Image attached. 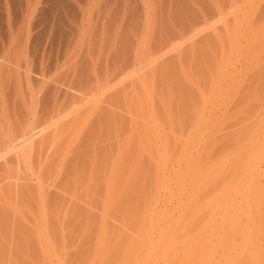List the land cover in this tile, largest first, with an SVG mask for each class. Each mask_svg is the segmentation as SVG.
<instances>
[{"label": "rangeland", "instance_id": "1", "mask_svg": "<svg viewBox=\"0 0 264 264\" xmlns=\"http://www.w3.org/2000/svg\"><path fill=\"white\" fill-rule=\"evenodd\" d=\"M55 1L0 0V44L8 47L7 51L2 52L4 55L11 52L8 56L12 57L15 66L25 58L36 63L40 61L47 69L50 68L53 76H57L60 70L65 71L68 67H63L65 70L61 67L63 61L66 64L72 58L77 64L70 62V59L73 65L70 64L71 68L66 71L76 64L74 71L80 67L76 72L89 78L93 86L98 72L111 74L116 67L123 66L127 58L161 55L164 48L176 40H183L185 34V40L203 37L205 33L200 30L201 26L215 21L212 8L215 13L218 6L217 0H182L181 3L178 0H139L137 7L131 5L129 0H114L113 5L104 10L103 6L97 4L98 0H57L58 5ZM255 1L261 9L264 0ZM252 4L253 14L256 11V16H259L260 9L258 11ZM244 7L238 12L246 11L247 4ZM41 10L44 12L42 16ZM243 15L240 13L238 22H243V18L247 17ZM247 19L239 24L242 29H254L251 36L260 34L255 37H263L261 31H255L257 26L256 22L252 25L253 17ZM248 22L252 26H243ZM192 25L200 27L193 29L190 27ZM29 34L33 35L30 37ZM29 49L32 52L36 49L33 53L37 58ZM15 68L13 66L14 72L10 75L0 73L1 105L7 99L5 95H15L13 103L20 98V81ZM230 85L228 88H233ZM259 97L247 109L234 108L226 101H219L208 109L211 117L204 125L206 179L205 183H199L203 190L197 186V182L193 183L196 184L194 187L191 182L185 183L180 179L182 151H166L160 158L164 157L165 167L171 173V180H162L170 188L168 192L164 191V185L159 181L160 186H153V189L158 187L155 191L162 194L152 191L151 187L147 191L154 192L152 196L158 195L157 198H147L151 193L146 195L147 192L143 191L141 193L148 199L144 201L145 196L137 191L144 197L136 193L140 196L135 194L137 197L133 200L135 196L131 192L135 193V189L132 186L129 192L131 197L128 198L130 204L127 198L120 201L128 204L129 212L135 206V211L139 209V212L128 213L125 218L121 211L116 214L118 218L114 214L112 216L115 218H112L110 214L111 217L106 218L107 222L111 219L106 224L108 228L110 226L108 232V228L103 231L101 225L102 230L98 227L103 216H106L105 211L101 215L102 211L108 207L123 211L125 204V214L126 203H121L122 209L120 202L116 204L119 207L114 206V209L112 203L108 202L105 203L107 208L102 207L103 210L98 206L95 212L99 210L101 213L98 215L102 218L98 217V222H94L97 225L95 228H98L96 232L95 229L91 230L93 227L88 228L85 215L78 211L79 204L84 205L82 202L48 203L43 207L36 199L37 183L28 180L33 172L47 181L53 190L55 186H61L71 192L84 191L85 187H81L78 180H64L68 161L73 155L69 154L70 151L49 153L38 170L39 156L32 155L35 170H31L26 165L17 164L15 154H3L5 157L0 159V264H264V97ZM3 109L4 105L0 113ZM179 125L178 121L172 123L176 130ZM115 137L113 135L112 142L116 140ZM81 140L82 136H78L72 146L76 148ZM10 141V138L0 139L5 144ZM94 143L105 144L99 137L92 141V147ZM92 147L86 154L87 163L97 165L96 150H92ZM106 154L111 156L112 153L108 151ZM21 158L24 162L25 157ZM42 158L45 157L40 156V160ZM187 183L204 192L202 195L199 193L201 197L197 193V199V194L191 191L192 188L190 190ZM136 187L141 189L140 186ZM20 190L27 191L29 197L24 198ZM188 193L191 198H196L191 199ZM103 219L102 226L106 222ZM114 223L117 231L113 228ZM42 257L45 260H41Z\"/></svg>", "mask_w": 264, "mask_h": 264}, {"label": "bare ground", "instance_id": "2", "mask_svg": "<svg viewBox=\"0 0 264 264\" xmlns=\"http://www.w3.org/2000/svg\"><path fill=\"white\" fill-rule=\"evenodd\" d=\"M55 2L56 5L59 4L57 0ZM179 2L181 3L182 0H178ZM255 2V0L253 2L252 0H230L229 2L228 0H217L218 6L215 13L214 7L212 8L216 19L211 24L201 26L200 30L205 33L203 37L197 39L196 36L194 38L188 36L189 39L185 40L184 36L187 34L183 33V40H176L169 44L161 55L152 54L148 57L127 58L123 66L116 67L117 70L115 68L111 74L105 75L102 71L98 72L94 86L89 78H85L80 72L77 73L80 67L74 71L77 63L72 58L68 59L67 63L69 64H65L63 61L61 66L62 68H71L70 64L76 63L71 70L66 71L68 68L66 70L63 68L65 71H59L58 69V75L53 76L52 71H49L50 68L47 69L43 64H40V61L36 63L29 58L23 59V62H19L15 66L14 60L9 57L11 52L9 51L6 55L2 52L3 50L7 51L8 47L0 44V73L10 75L14 72L13 66L16 67L15 69L18 71L15 70V72H17L20 81L18 92L21 98H18L21 101L17 99V102L13 103L15 95H3L7 99L2 104L4 109L0 113V139L10 138L11 141L8 144L0 142V159L6 155L15 154L17 164L26 165L31 170H35L33 169L35 163L31 157L36 155L39 156L36 169L38 170L44 164L49 153L70 151L69 154L73 155L68 161L64 180L73 182L78 180V184L85 187L84 191L71 192L61 186H55L53 190L48 182L35 172L28 180L37 183L38 192L35 191V196L43 207H46L48 203L54 205L65 201L82 202L84 205L79 204L78 211L85 215L88 228L93 227L91 230L95 229V231L97 225L94 222H98V217L102 218L99 216V210L95 212L99 209L98 206H101V209L104 206L107 208L105 203L108 202L112 203L111 206L114 209L117 202L126 203L124 202L126 198L129 203L131 197L129 192L132 191L130 190L132 186H134L133 190L135 189V193L131 192V195L135 196L132 197L133 200L141 192L146 193L150 187L152 191L156 192L158 187L153 189V186H158L159 181L164 185L162 187L164 191L168 192L170 188L168 189L164 182L170 179L171 173L165 167L164 157L160 158L166 151H182L179 162L182 172L180 179L184 182H191L190 184L194 187L197 184L200 188L199 183H203V181L205 183L206 179V176L204 178L207 158V155L205 156L204 125L211 117V112L208 109L219 101H226L228 105L237 109L238 107L247 109L254 104L255 100L257 101L256 97H264V5H261L263 7L260 9V6L257 7ZM251 3H253L252 6H256L258 11L260 9L259 16H256V11L253 16L254 11L252 10L254 9H252ZM246 4L247 10L238 12ZM248 10L251 11L245 15ZM41 11L42 16L44 12ZM237 13L239 15L244 13L247 17L249 13H252L248 19L253 17L252 25L253 22L257 23H255L257 26L255 31H261L263 37H255L257 35L255 33L251 36L250 33L254 30H251V27V31L247 29L249 32H246L247 27H244L246 31H242L244 33L240 32L244 28L242 29L239 24L245 22L247 17L243 18V15L242 18L245 21H239V23ZM255 17L257 21H255ZM250 22L243 26H248ZM252 25L249 24V26ZM190 27L196 29L200 26L192 25ZM238 28L241 29L239 32ZM192 39L194 40L191 41ZM30 44L32 45V43ZM29 50L31 51V49ZM29 54L27 56L32 55ZM35 58H37L36 55ZM70 59H72L70 62L73 63L69 62ZM61 67L59 68L61 69ZM13 75L15 77V74ZM230 84L233 86L231 89L228 88L231 87ZM6 93L9 94L8 91ZM23 101L24 103H22ZM2 105L0 104V109ZM175 121L180 122L177 130L172 126ZM113 135L117 137L114 142H112ZM78 136H82V140L79 146L74 148L72 145ZM96 137H99L105 144L94 143L92 147L91 143ZM91 147L94 148L92 150H96L97 165L87 163L86 154ZM108 151L112 153L111 156L106 154ZM40 156L45 158L40 160ZM21 157H25L24 162L21 161ZM26 158L28 159L26 160ZM164 179L165 181H162ZM195 182L197 183L194 185ZM189 183H187L188 186ZM61 184L65 185L64 182ZM136 186H140L141 189ZM192 186H189L190 190ZM194 187L191 190L193 193L201 195L204 193H201L202 187L197 188L199 190ZM195 190L197 191L195 192ZM152 191L149 190L150 193ZM154 192L146 193V195L150 194V197L141 193L145 196L143 200L151 197L157 198L158 195L157 197L156 195L152 196L155 194ZM189 193L188 197L191 198L193 193L191 192V195ZM20 194L24 198L29 197L25 190H20ZM198 194L197 199L200 195ZM120 199L124 201H120ZM107 205L109 206V204ZM126 205L127 215L123 212L125 204L123 211L120 209L118 211L110 210L108 207L106 210L110 212L107 213L103 208L104 210L102 209L103 211L100 213L103 215L105 211L108 214V217L106 213H104L106 216H103L106 221L110 214L117 217L116 214L119 211L125 215L122 214L124 218L132 212H139V209L138 212L135 211L136 206L129 212L128 204L126 203ZM93 208L95 209L93 210ZM152 212L156 213V211ZM114 216L112 218H115ZM118 216L120 219H124L122 216ZM110 220L103 223V226L99 220L101 224L98 223V227L100 228L101 225L103 231L107 230L106 224L110 223ZM115 223V226L110 225L114 226L113 228L117 231V223ZM100 229L99 231L102 230ZM109 229L110 226L106 232L110 231ZM41 260L45 259L42 257Z\"/></svg>", "mask_w": 264, "mask_h": 264}, {"label": "crops", "instance_id": "3", "mask_svg": "<svg viewBox=\"0 0 264 264\" xmlns=\"http://www.w3.org/2000/svg\"><path fill=\"white\" fill-rule=\"evenodd\" d=\"M130 1V2H129ZM128 2L131 4V5H136V7L137 6H139V4H138V1L139 0H129ZM141 1V0H140ZM144 1V0H143ZM93 2V1H92ZM113 2H114V0H109V2L107 3V1L106 0H98V5H100V6H103L104 7V10L107 8V7H111L112 5H113ZM137 3V4H136ZM140 3V2H139ZM130 5V6H131ZM141 5H142V3H141ZM74 9H75V7H74ZM76 10V9H75Z\"/></svg>", "mask_w": 264, "mask_h": 264}]
</instances>
